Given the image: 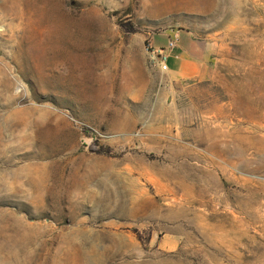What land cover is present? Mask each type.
I'll use <instances>...</instances> for the list:
<instances>
[{
	"label": "rangeland",
	"instance_id": "374dc122",
	"mask_svg": "<svg viewBox=\"0 0 264 264\" xmlns=\"http://www.w3.org/2000/svg\"><path fill=\"white\" fill-rule=\"evenodd\" d=\"M0 264H264V0H0Z\"/></svg>",
	"mask_w": 264,
	"mask_h": 264
},
{
	"label": "crops",
	"instance_id": "0c3cea01",
	"mask_svg": "<svg viewBox=\"0 0 264 264\" xmlns=\"http://www.w3.org/2000/svg\"><path fill=\"white\" fill-rule=\"evenodd\" d=\"M167 35V38H169ZM153 48L152 46H150ZM161 49L163 54L166 56L167 61L170 60V69L168 68L167 73L172 76H180L181 78H196L204 77L208 70L205 64V58L202 53L198 50V46L193 40L185 33L177 34V42L172 49L156 48Z\"/></svg>",
	"mask_w": 264,
	"mask_h": 264
},
{
	"label": "built area",
	"instance_id": "2783aa9c",
	"mask_svg": "<svg viewBox=\"0 0 264 264\" xmlns=\"http://www.w3.org/2000/svg\"><path fill=\"white\" fill-rule=\"evenodd\" d=\"M177 42V32H173L172 35L169 36L168 42H167V48L172 49ZM151 49V53L155 59H158L159 68L161 71H168L167 65H166V56L163 54V51L161 49Z\"/></svg>",
	"mask_w": 264,
	"mask_h": 264
},
{
	"label": "trees",
	"instance_id": "16d2710c",
	"mask_svg": "<svg viewBox=\"0 0 264 264\" xmlns=\"http://www.w3.org/2000/svg\"><path fill=\"white\" fill-rule=\"evenodd\" d=\"M116 14H117V12H114V15H116ZM121 24L123 25L124 23L122 22ZM91 149H93L94 151H97L98 152V150L95 149L94 146H91Z\"/></svg>",
	"mask_w": 264,
	"mask_h": 264
},
{
	"label": "water",
	"instance_id": "95a60500",
	"mask_svg": "<svg viewBox=\"0 0 264 264\" xmlns=\"http://www.w3.org/2000/svg\"><path fill=\"white\" fill-rule=\"evenodd\" d=\"M154 235H156V234H154Z\"/></svg>",
	"mask_w": 264,
	"mask_h": 264
}]
</instances>
